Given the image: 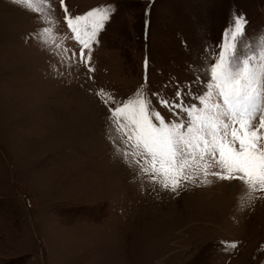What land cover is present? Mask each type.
<instances>
[{
  "label": "rangeland",
  "instance_id": "1",
  "mask_svg": "<svg viewBox=\"0 0 264 264\" xmlns=\"http://www.w3.org/2000/svg\"><path fill=\"white\" fill-rule=\"evenodd\" d=\"M30 3L0 0V264H264V191L199 169L164 188L110 119L138 91L194 95L238 19L235 58L258 56L264 0ZM97 9L81 59L66 17Z\"/></svg>",
  "mask_w": 264,
  "mask_h": 264
},
{
  "label": "snow or ice",
  "instance_id": "2",
  "mask_svg": "<svg viewBox=\"0 0 264 264\" xmlns=\"http://www.w3.org/2000/svg\"><path fill=\"white\" fill-rule=\"evenodd\" d=\"M14 2L31 7L30 0ZM109 12L97 9L85 16L66 17L82 46L81 59L109 19ZM244 23L243 19L235 21L230 42L224 44L215 62L209 61L203 77L195 78L200 86L194 95L182 94L179 87L175 98L149 94L175 119L166 122L141 91L111 109L110 119L127 136L125 143L130 141L136 149L134 155L143 159L141 172L164 188L177 191L182 181L193 180L189 172L199 169L205 184L211 174L241 181L252 192L264 191V50L258 56L235 58ZM110 102L115 103L114 98ZM128 155L123 153L125 160ZM213 167L220 171L210 172Z\"/></svg>",
  "mask_w": 264,
  "mask_h": 264
}]
</instances>
